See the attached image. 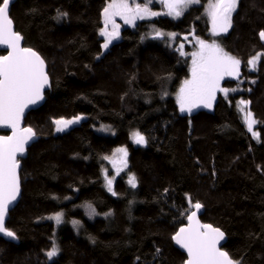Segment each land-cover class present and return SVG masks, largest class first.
Wrapping results in <instances>:
<instances>
[{"label": "trees", "instance_id": "obj_1", "mask_svg": "<svg viewBox=\"0 0 264 264\" xmlns=\"http://www.w3.org/2000/svg\"><path fill=\"white\" fill-rule=\"evenodd\" d=\"M109 1L17 0L9 7L23 47L44 60L49 86L43 106L24 120L37 141L20 160L21 199L6 223L18 243L0 238V264H183L172 237L196 202L201 221L226 235L231 259L264 264V57L254 70L248 64L264 54V0H237L229 31L216 38L203 7H191L180 18L123 28L102 53ZM186 36L240 61L237 80L222 85L228 97L219 94L211 111L178 110L175 96L194 49H177ZM248 112L257 141L243 119ZM78 116L84 119L55 133V121ZM100 125L114 135L96 133ZM136 132L144 143L131 141ZM118 148H126L127 173L110 195L104 163ZM57 213L60 224L50 219ZM55 245L58 254L48 260Z\"/></svg>", "mask_w": 264, "mask_h": 264}, {"label": "snow or ice", "instance_id": "obj_2", "mask_svg": "<svg viewBox=\"0 0 264 264\" xmlns=\"http://www.w3.org/2000/svg\"><path fill=\"white\" fill-rule=\"evenodd\" d=\"M150 2V0H148ZM163 5L168 9V15L179 17L181 9L189 4L199 3V0H162ZM10 0H0V44L7 45L11 51L8 55L0 56V125L10 127L11 136H0V233L15 239V233L5 227V217L9 210V205L14 201L19 193V180L17 169L19 162L16 159L17 153L24 152V146L34 135L31 128H19L20 119L24 108L28 104H34L38 99H42V89L48 83L47 74L44 71V60L31 48L20 46L22 39L19 33L12 30V20L9 16ZM237 0H215L210 2L209 15L212 20L213 34L220 31L226 32L230 27L231 13L235 10ZM125 13H132L131 16ZM160 13L152 12L147 7L137 5L133 10L129 8L127 0H112L104 9L105 24L113 23V32L101 31V35L106 36L107 42L103 45L108 47L111 39L118 33L112 17L120 15L125 23H132L136 17L144 19L146 16H155ZM157 36L161 35L159 32ZM175 36V34H168ZM261 39H264V31L260 32ZM200 52L194 53L192 79L185 80L184 86L180 89L178 97L180 110L191 111L198 103L210 106L211 99L214 98L217 90L227 94L228 89H220L219 82L224 75L236 76L239 72L240 61L223 51L217 44H207L203 40L198 41ZM183 46L181 45V48ZM181 55H184L181 52ZM259 56L249 60V64L255 66ZM241 103H245L241 101ZM252 113L248 112L246 121L249 131H252ZM57 125L67 126L72 121H55ZM58 131L62 128L57 129ZM258 138V133H253ZM133 138L137 144L145 142L143 135L139 132L133 133ZM118 151L124 152V149ZM129 183L135 186V178H130ZM111 191L112 181L108 180ZM191 203V202H190ZM192 207L199 210L202 205L199 202L192 204ZM196 211L191 212L187 219L189 225L181 228L173 236V239L182 248L187 250L189 259L186 264H238L230 258L229 254L221 251L217 245L224 237V233L219 228H214L209 224H201L196 219ZM62 213H57L54 219L57 224L61 222ZM76 223V222H74ZM57 254L54 247L47 252L49 258Z\"/></svg>", "mask_w": 264, "mask_h": 264}, {"label": "rangeland", "instance_id": "obj_3", "mask_svg": "<svg viewBox=\"0 0 264 264\" xmlns=\"http://www.w3.org/2000/svg\"><path fill=\"white\" fill-rule=\"evenodd\" d=\"M111 2H112V0H110L107 3L106 7ZM210 2L211 3H214L215 0H199V3L189 4L186 7H183L181 9V13L182 14L179 17H175L174 15H168L167 14L168 13V9L163 5L162 0H150V2H148V0H127V3L129 5V8L130 9H133L134 10L137 7V5L144 6L147 3V7L149 8L150 11L157 12V13H160V14L159 15H155V16H146L144 19H140L139 17H136L133 20L132 23H125L124 18H122V16H120V15L113 16L112 17V20L114 21L115 25L118 26V28L115 29V31L118 34L114 38L111 39V42L108 44V47L107 48H104L103 45L107 42V39L108 38L106 36L101 35V33H100L101 38L103 39V43H102V46H101L102 53L106 52L108 50V48L114 42H117L118 40H120V38H121V30L123 28L133 29V28H135V26L137 25V23L140 22V21H149V20L155 19V18H157L159 16H163V15H167V16H169L171 18H180L189 8H191L193 6H200V5H203L204 6V14H205L206 19H207V21L209 23L210 30H211V35H213L214 38H216V36H218V35H222V34L227 33L229 31L230 27H231V19H230V27H228V29H227L226 32L220 31V32H218V34H213V30H212V20H211V16L209 15V12H210V8H209ZM125 15L131 16L132 13H125ZM102 30L105 31V32H108V33H111L114 30L113 29V23H107V25L105 24L104 10L102 12V29H101V31ZM158 32L161 35H159L157 37H161L162 36V38L167 39L169 41V44L170 45H173L174 42H176V35L173 37V36L168 35V34H172V33L164 32V31H158ZM198 41H199V39H196L194 37L191 38V36H186V37H183L182 38V41L177 44L178 45L177 46V49L179 50L180 53L181 52H183V53L185 52L186 46H192V45L194 46V49H193L192 55H191V62H190V69H189V77H188L187 80H191L192 79V68H193V59H194L193 54L200 52V45H199ZM205 42L207 44H212V42H207V41H205ZM181 45L183 46L182 48H181ZM256 56H259L260 58L257 61V63L255 64V66H253V65H251V64L248 63L251 70H254V68L257 67V65H258L259 61L261 60V58L264 57V54H258ZM239 67H240V65H239ZM239 73H240V69H239L238 75H236V76L224 75L223 78L219 82L220 89H224L223 86H222L223 83H224V81H226V80H237V78L239 77ZM184 82L181 84V86H180V88H179V90H178V92H177V94L175 96L176 104H177L178 110H179V112L181 114H191V113H193V112H195L197 110H200V109H206V110L211 111L213 109V107H214V103H215L216 98H217V96L219 94H221L225 98L228 97V94H225V92L220 91V90H217L215 92L214 98L211 99V101H210V106L209 107H206L204 105V103H198L197 106L193 107L190 112L187 111V110H185V111L182 112L180 110V103H179L178 97L180 95V89L184 86ZM246 115L247 114L244 115L243 119H244V121L246 123L247 130L249 131V129H248V123H247V121L245 119L246 118ZM83 119H84V116H78L77 118H73V119L67 120V121H72V123L68 124L67 126L57 125L55 123V133L56 134H59V133H62V132L67 131L71 126H74V125L78 124ZM254 126H255V124H253L252 131H249V133L251 134V136L253 137V139L257 141L258 138L257 137H254V135H253V133L255 132L254 131ZM58 127L59 128H62V130L58 131L57 130ZM93 130L96 133H98V134H102V135H106V136H113L114 135L113 129L111 127L105 126V125L95 126V127H93ZM132 140L135 141L134 138H133V136H131V141ZM119 149H124L125 151L124 152H120V151H118ZM126 154H127L126 148H118V149H116L113 152V155L111 157H109L108 159L105 160L104 169H103L104 188H105L106 192L108 194H110V195H114L113 185H114V182L116 181V179L119 177V175H122L124 173H127ZM127 178H128L127 181L129 182L130 178H133V177L128 174L127 175ZM108 180H111L112 181L111 191L109 190ZM51 220L54 221V222H56L54 219H51ZM62 222H63V217L61 218V222L60 223H62ZM54 247L57 249L56 245ZM57 254H58V249H57ZM57 254L55 256L51 257V258H49L47 256L48 257V260H51L52 258L56 257Z\"/></svg>", "mask_w": 264, "mask_h": 264}, {"label": "water", "instance_id": "obj_4", "mask_svg": "<svg viewBox=\"0 0 264 264\" xmlns=\"http://www.w3.org/2000/svg\"><path fill=\"white\" fill-rule=\"evenodd\" d=\"M17 0H10V4H9V7L14 4ZM12 27V30L14 31L13 29V26L11 25ZM15 32V31H14ZM20 46L23 47L22 45V41H20ZM25 48V47H23ZM11 51L10 48L7 47V45H4V44H0V52H3L4 55H8V53ZM3 55V56H4ZM44 71L45 73L47 74L48 72V69H47V66L46 64H44ZM47 77H48V74H47ZM48 86H49V77H48V83L43 87L42 89V92H41V95H42V99H38L34 104H28L25 108H24V111H23V115L20 119V123L18 125L19 128L23 129V128H28V127H25V123H24V120L26 119L27 115L32 112V111H36L38 110L39 108H41L44 104V93L46 92V90L48 89ZM12 129L10 127H7V126H4V125H0V132H3L5 133V135H0V136H11L12 135ZM34 133V132H33ZM37 141V137L35 136V134L32 136L31 139L28 140V142L25 144L24 146V152L21 154V153H17L16 155V159L18 160L19 162V167L17 169V175H18V180H19V193L16 197V199L14 201H12V203L9 205V210L7 212V215L5 217V227H6V223L9 219V213L15 209V207L17 206V204L19 203L20 199H21V182H20V170H21V163H20V160H23L26 158L27 156V150L31 147L32 144H34L35 142ZM193 211H196L197 215H196V219L201 223V224H204L202 221H201V217L204 215V209L203 207H201L199 210H196L195 208H193ZM190 212V213H191ZM189 213V214H190ZM188 217V216H187ZM189 225V221L188 219H186V222L184 225H182L177 231L176 233L173 235L175 236L181 228H186L188 227ZM215 228V227H214ZM221 231V230H220ZM222 232V231H221ZM0 238L5 241V242H8V243H12V244H17V240L16 238L13 239L12 237H9V236H6L4 235L3 233H0ZM227 242V237L226 235L224 234V237L223 239H221L217 245V247L221 250V251H224L223 250V246L226 244ZM172 244H173V247L179 251L185 258L184 260V263L183 264H186L187 260L189 259V256H188V253H187V250L182 248L179 244L176 243V241L173 239L172 237ZM225 252V251H224Z\"/></svg>", "mask_w": 264, "mask_h": 264}, {"label": "flooded vegetation", "instance_id": "obj_5", "mask_svg": "<svg viewBox=\"0 0 264 264\" xmlns=\"http://www.w3.org/2000/svg\"><path fill=\"white\" fill-rule=\"evenodd\" d=\"M200 6H202L203 7V9H204V6L203 5H200ZM200 6H193V7H200ZM233 14V13H232ZM232 14H231V16H232Z\"/></svg>", "mask_w": 264, "mask_h": 264}]
</instances>
